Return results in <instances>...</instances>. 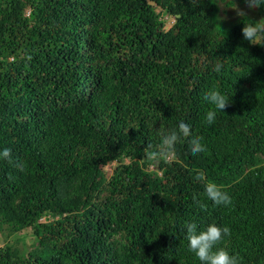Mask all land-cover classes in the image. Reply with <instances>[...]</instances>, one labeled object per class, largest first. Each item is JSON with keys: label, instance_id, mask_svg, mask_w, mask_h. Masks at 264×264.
<instances>
[{"label": "trees", "instance_id": "16d2710c", "mask_svg": "<svg viewBox=\"0 0 264 264\" xmlns=\"http://www.w3.org/2000/svg\"><path fill=\"white\" fill-rule=\"evenodd\" d=\"M216 2L0 0V231L32 236L0 264H200L188 223L264 264V46L241 32L264 6L226 23ZM208 90L230 102L211 125ZM181 121L206 151L145 160Z\"/></svg>", "mask_w": 264, "mask_h": 264}, {"label": "clouds", "instance_id": "9594fccd", "mask_svg": "<svg viewBox=\"0 0 264 264\" xmlns=\"http://www.w3.org/2000/svg\"><path fill=\"white\" fill-rule=\"evenodd\" d=\"M248 11H253L264 6V0H243ZM190 5L197 6L196 0H189ZM221 11L226 8L235 10L236 15L239 17H246L247 13L240 9L236 4L235 7H226L221 4L220 0L215 3ZM226 17L217 16V20H223ZM242 37L252 45L264 46V18L251 23H244L241 29ZM221 66L217 65L215 71L219 72ZM203 100L211 107L206 112L204 120L208 125L215 122L217 111L223 110L229 106V98L218 90H208L203 94ZM182 140H188L190 151L192 155H197L206 151V147L202 144L203 137L193 135L191 126L181 121L178 128L171 130L162 136L161 143L157 150L152 151L149 144L144 152V159L159 163L161 160L169 159L175 152V146ZM11 152L5 148L0 152V158L10 159ZM195 180L201 181L204 174L199 172L194 177ZM204 192L208 200L212 201L217 206H229L232 204V198L229 194L222 190L214 182H208L204 186ZM201 208H206L204 204L199 205ZM225 237H231V230L229 227H220L215 223H211L203 230L198 231L196 223H188L186 225V239L188 241V250L193 253L200 261V264H241V258L238 255L230 254L228 250L223 247H218Z\"/></svg>", "mask_w": 264, "mask_h": 264}, {"label": "rangeland", "instance_id": "374dc122", "mask_svg": "<svg viewBox=\"0 0 264 264\" xmlns=\"http://www.w3.org/2000/svg\"><path fill=\"white\" fill-rule=\"evenodd\" d=\"M221 4L226 7H235L236 4L240 9L244 10L247 14L252 13L248 11L246 5L243 3V0H220ZM221 17H226L223 19L226 23H231L237 20L239 16L236 15L235 10L232 8H226V10L220 12ZM172 19L170 20V22ZM169 25V24H168ZM19 237H24L26 247L30 248L32 243L31 229H25L24 232L15 233L13 235H7V233L0 231V247L7 243H14ZM19 245H23L21 241L18 242Z\"/></svg>", "mask_w": 264, "mask_h": 264}]
</instances>
